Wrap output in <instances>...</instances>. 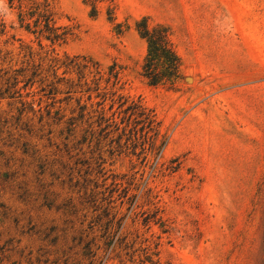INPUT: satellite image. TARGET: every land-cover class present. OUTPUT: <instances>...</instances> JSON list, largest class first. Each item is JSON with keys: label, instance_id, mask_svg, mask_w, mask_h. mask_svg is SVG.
<instances>
[{"label": "rangeland", "instance_id": "rangeland-1", "mask_svg": "<svg viewBox=\"0 0 264 264\" xmlns=\"http://www.w3.org/2000/svg\"><path fill=\"white\" fill-rule=\"evenodd\" d=\"M51 8L61 45L0 0V264H264V0ZM141 19L171 32L172 88L141 77ZM77 56L103 81L114 67L113 91L151 112L154 151L121 135L117 102L103 107L119 129L103 130L97 93L61 65Z\"/></svg>", "mask_w": 264, "mask_h": 264}, {"label": "trees", "instance_id": "trees-1", "mask_svg": "<svg viewBox=\"0 0 264 264\" xmlns=\"http://www.w3.org/2000/svg\"><path fill=\"white\" fill-rule=\"evenodd\" d=\"M53 1L8 0V4L10 7L14 6L17 9L18 21L26 31L37 34L39 38L49 41L51 45H61L66 42L70 36V32L66 28L56 26L54 13L51 8ZM85 1L92 7L91 16H95V2L97 0ZM0 27L3 28V24H0ZM135 30L147 46L146 55L141 66V77L146 83L150 86H167L172 88L181 82L182 62L175 51L169 28L159 24L149 26L147 19H141L135 23ZM39 45L41 47V42H39ZM55 61L54 59L53 62ZM57 63L58 61L55 62L54 66ZM61 65L67 70L76 72L78 81H83L79 86L86 87V92L97 93L96 97L100 98V101L96 103L100 107L98 114L99 121L106 124L103 130L112 127L115 130L119 129L114 121L115 114L105 118V109L103 107L106 101H110V109H112L114 103L117 102L119 109L117 114L124 115L121 123L125 125L121 129V135L127 137V141H131L132 147H138L141 150V154L147 150L154 151L158 136L154 116L138 103L132 102L127 104V101L113 91L118 84V72L115 71L114 67H109L107 78L103 81L99 64L86 57L77 56L67 59V63ZM88 75H92L90 81H88ZM30 80L28 79L26 84H29ZM102 82H104V87H101ZM71 92V88H69L67 93ZM90 100L91 96H89L87 101ZM123 107L124 109L121 110ZM85 108L86 106L80 107L83 111ZM91 126H88L89 129ZM88 131H90L89 136L92 139L95 133L91 129ZM106 135H108V132H106Z\"/></svg>", "mask_w": 264, "mask_h": 264}]
</instances>
